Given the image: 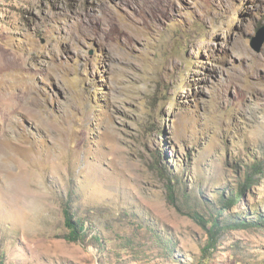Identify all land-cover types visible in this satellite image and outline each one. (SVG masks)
<instances>
[{"label":"rangeland","instance_id":"obj_1","mask_svg":"<svg viewBox=\"0 0 264 264\" xmlns=\"http://www.w3.org/2000/svg\"><path fill=\"white\" fill-rule=\"evenodd\" d=\"M261 30L264 0H0V264H264Z\"/></svg>","mask_w":264,"mask_h":264},{"label":"trees","instance_id":"obj_2","mask_svg":"<svg viewBox=\"0 0 264 264\" xmlns=\"http://www.w3.org/2000/svg\"><path fill=\"white\" fill-rule=\"evenodd\" d=\"M254 167H255L254 168V171H257L258 174L262 173V171L260 172L261 167H260L259 164L256 165V166H254ZM253 175H255V174H252V175L249 174L247 176V178H246V182L251 181ZM243 194H244V189H243V187H241L237 191V197L240 199ZM233 200H234L233 197L230 198V201H233ZM225 202H227V201L225 200ZM228 208L229 207H227V209ZM64 212H65V215H66V224H67V226H68V228L70 230L69 234L67 235L68 238L70 240H72V241L73 240H79L82 237L83 231L85 230V223L84 222H81V219H77L73 213H70V210H69V206L68 205L65 207ZM195 218H197L196 215H195ZM216 223L217 222H215V224H214L215 229L213 231H216ZM242 224L243 225H248L246 222H244ZM258 224H261V222L257 221L256 222V225H258Z\"/></svg>","mask_w":264,"mask_h":264},{"label":"water","instance_id":"obj_3","mask_svg":"<svg viewBox=\"0 0 264 264\" xmlns=\"http://www.w3.org/2000/svg\"><path fill=\"white\" fill-rule=\"evenodd\" d=\"M263 42H264V30H261L259 32V35L253 39V41L251 42V44L255 48L260 49L261 46H262V44H263Z\"/></svg>","mask_w":264,"mask_h":264}]
</instances>
